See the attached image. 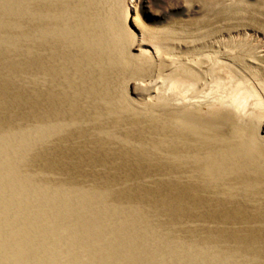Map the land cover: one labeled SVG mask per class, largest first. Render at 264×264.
Segmentation results:
<instances>
[{"label": "rangeland", "instance_id": "rangeland-1", "mask_svg": "<svg viewBox=\"0 0 264 264\" xmlns=\"http://www.w3.org/2000/svg\"><path fill=\"white\" fill-rule=\"evenodd\" d=\"M98 2L96 8H101L102 0ZM69 7L61 14L69 15ZM100 10L96 15L89 13L88 30L90 42L94 41L101 54L95 52L96 58L81 64L80 69L90 73L81 75L80 87H72V107L67 109L71 124L49 138L43 157L45 168L38 175L45 182L49 206L55 209V232L59 235L53 231L56 241L45 244L44 238L51 231H38L40 224H34L36 235L30 237L28 230L33 225L28 214H33L35 204L42 205L36 194L37 179L34 182L28 174L25 180L20 177L22 183H16L22 186L17 190L27 192L26 198L35 203L28 211L20 210L17 196L6 207L0 203L4 205L2 221L3 211L22 214L17 217L16 230L9 233L3 228L5 233H0V241L15 251L9 256L0 242L4 253L1 264H39L40 256L50 252L51 257L59 258L64 254L57 251L68 249L67 258H85L93 264L107 257L114 261L118 246H131L128 241L136 237L155 238L166 231L172 241L183 243L186 236L190 238L191 232L186 235L184 227L179 230L186 234L173 231L176 227L172 223L178 226L183 221L172 217L171 205L164 198L146 196L152 193L151 187L143 185L146 192L140 191L134 177L151 179L158 173L162 166L157 163L156 147L167 146L166 137L174 127L197 137L196 132L203 129V151L229 149L233 144L234 152L244 159L232 162L231 174L239 184L230 183L229 191L225 181L214 178L215 172L209 175L207 168L203 172V191H208L203 200L205 213L215 201L227 200H234L243 212L264 213V203L255 196L264 197V0H103L102 13ZM88 48L85 45L82 51L85 57L90 53ZM241 178H245L243 183ZM175 209L184 213L183 208ZM38 212L43 215L41 209ZM193 218L191 226H195ZM204 219H197L199 227L214 231L220 224H206L210 217ZM25 224H31L26 232ZM237 229L236 251L226 246L228 238H220L219 255L264 264V244L247 241L243 238L247 236L240 234L243 230L257 236L263 231ZM196 236L193 238L200 237ZM242 239L252 246L243 245ZM206 242L200 243L201 247L211 244ZM194 246L192 241L189 249ZM128 254L125 251L127 258ZM119 257L116 263L127 261L122 254Z\"/></svg>", "mask_w": 264, "mask_h": 264}, {"label": "bare ground", "instance_id": "bare-ground-1", "mask_svg": "<svg viewBox=\"0 0 264 264\" xmlns=\"http://www.w3.org/2000/svg\"><path fill=\"white\" fill-rule=\"evenodd\" d=\"M98 1L101 0H0V203L6 207L17 196L21 202L20 210L28 211L33 208L30 205H34L35 201L26 198L27 192L18 191L17 188L19 189V186L22 185L18 186L16 182L20 181V177L25 180L27 174L29 179L31 178L33 181L37 179L36 182L34 181L37 188L36 194H38L42 206L39 207L35 204L36 209L33 208L32 210L34 215L28 214L29 223L33 225L29 227L28 233L30 237L35 238L34 227L36 228V225L34 224H40V227L37 228L38 231L40 229L41 231L45 230V232L51 231L44 238L45 244L56 241L59 233L58 231L55 232L58 222H56L55 209L52 208V205L49 206L51 202L46 197L45 182L39 180L38 175L45 168L43 157L49 138H55V135L66 131L71 124V113L68 110L72 107V94L75 91L72 87L75 85L80 87L81 75L90 71L80 69L81 64L84 60H91L92 56L96 58L95 52L101 54L97 51L94 41L90 42L92 38L88 30L89 23H91L90 15L99 14L100 9L103 11V0L101 8H96ZM65 4H69L70 7ZM68 7L71 10L69 15L61 14L63 8L68 10ZM103 17L102 15V21ZM85 45L89 46L88 49L91 53H87L86 57L82 52L86 50ZM62 51L65 52L63 56ZM91 64L88 65L92 67ZM88 65L87 68H89ZM202 130L198 131L200 133L196 132L197 137L188 130L175 127L170 129L166 137L168 139L166 141L167 146L160 144L156 147L159 150L157 151L159 157L157 163L162 166V168L158 166L160 168L158 173L151 179L132 175L137 177L136 183L140 191H144L143 185L148 186L149 189L151 187L150 192L152 193H148L146 196L164 198L165 202L171 205L172 217L182 219L184 226L178 223L177 226L174 222L172 224L176 228L173 231L180 233L181 230L179 229L184 227L187 234L184 230V233L181 232L180 234L189 235L188 233L191 232V237L184 236L183 243L170 240L166 237L167 234L165 235L166 231L161 236H155V238L153 236L145 239L136 237V239L128 241L134 249H130L131 246L128 245L124 248L118 246V254L113 258L114 261L107 257L103 261L93 264H165L163 262L167 260L173 262L178 259L180 264L187 262L190 264L191 261L196 262L195 264H247L246 261L228 258L218 253V249H221L220 245H217L220 238H228L229 242L226 246L233 248V250L238 248L236 247L238 244L234 241L240 232L237 229L239 227L254 232L262 230L263 232L257 236L247 234L243 230L240 234L246 235L247 237L244 236L243 238L247 241L255 239L258 244H264V213L259 216L260 213L243 212L237 208L234 200L232 202L229 200L215 201L213 205L208 206L210 209L205 213L204 209L207 205L203 204V200L207 199L208 196L205 194L208 191H205L206 189L203 191V176H205L203 172H206V168L209 175L215 172L214 176L216 177L214 178L222 179L221 182L225 181L224 184H221L227 186L229 191L232 188L230 183H238L235 174H231L233 171L231 168H234L232 165L241 161L243 157L239 158V153L234 152L233 144H229V146L231 145L229 149L225 147L214 151L205 148L203 151V139L200 136ZM226 152L229 153V156ZM181 178L185 179L184 182L181 181L183 180ZM244 179L241 178L240 182L243 183ZM20 182L22 183V181ZM227 182L228 185H226ZM246 182L248 181L246 180ZM203 192L205 193L203 194ZM56 194L58 193H53L55 196ZM255 196H258L257 200L264 203L263 196ZM1 204L0 216L3 214L2 209H4V205L1 206ZM176 207L183 208L184 213L176 212ZM38 209H41L43 215H40ZM3 212L6 214H4L3 221L0 220L2 221L0 233H5L6 230L9 233L13 232L12 230H16L15 226L18 225L17 217L22 216V214L18 210L16 211L17 214L15 213L16 216L13 212ZM7 212L14 216H8ZM249 215L251 216L249 217ZM191 216L194 217V220L196 219L195 226H191L193 225L190 222ZM203 216L205 219L207 216L210 217V220L204 224L220 223L219 226L215 227V232L198 226L199 220L197 219L202 217L203 220ZM112 217L114 218V216ZM31 224H25V232L27 226H31ZM197 226L199 230L196 229ZM158 227H160L159 224ZM21 229L24 230V228ZM53 231L57 237L54 236ZM209 231L212 233H208ZM204 234L208 236H204ZM196 235H200V237L193 238ZM244 239L240 240L243 245L252 246V244L247 245ZM6 240L8 239L6 238ZM192 241L196 247L189 249ZM206 241L211 244L207 246L203 244L201 247L200 243ZM31 242L32 240H28V246H32L30 245ZM6 244L1 242V246L5 247L3 250L5 252L8 250L6 253L10 256L13 250ZM103 244H100L101 248H104ZM56 246L61 249L63 247L58 246L57 243ZM3 250L0 249V261L4 258ZM112 251L111 249L109 253L114 256ZM125 251L129 253L128 258L124 255ZM57 252L64 255L53 258L48 252L45 254L46 256H40L39 264H92L85 258L75 260L76 262L67 258L65 253L71 252L69 249ZM121 254L122 257H126L127 261L122 262L123 258L121 257L122 261L119 262L118 260L116 263L115 259H119Z\"/></svg>", "mask_w": 264, "mask_h": 264}]
</instances>
